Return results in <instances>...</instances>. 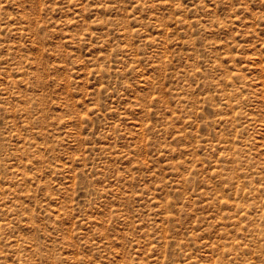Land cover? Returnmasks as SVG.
<instances>
[{"label": "rangeland", "instance_id": "374dc122", "mask_svg": "<svg viewBox=\"0 0 264 264\" xmlns=\"http://www.w3.org/2000/svg\"><path fill=\"white\" fill-rule=\"evenodd\" d=\"M0 264H264V0H0Z\"/></svg>", "mask_w": 264, "mask_h": 264}]
</instances>
